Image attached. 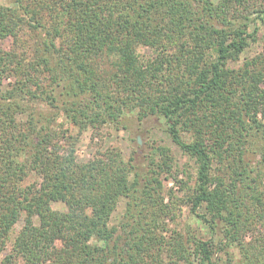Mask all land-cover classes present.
Segmentation results:
<instances>
[{"label":"trees","instance_id":"obj_1","mask_svg":"<svg viewBox=\"0 0 264 264\" xmlns=\"http://www.w3.org/2000/svg\"><path fill=\"white\" fill-rule=\"evenodd\" d=\"M11 3L0 5V264H264V40L241 61L264 0ZM127 113L162 119L193 174L164 145L146 169L115 146L77 159L80 132L102 139ZM182 206L208 238L175 223Z\"/></svg>","mask_w":264,"mask_h":264},{"label":"rangeland","instance_id":"obj_2","mask_svg":"<svg viewBox=\"0 0 264 264\" xmlns=\"http://www.w3.org/2000/svg\"><path fill=\"white\" fill-rule=\"evenodd\" d=\"M216 1V0H215ZM11 0H0V5H11ZM257 27L256 41L252 43L246 50L241 54V61L245 57H249L254 55L257 51L261 49L262 41L264 40V20H256L250 24V31ZM10 43V39L0 40V45L8 46ZM240 61V62H241ZM240 62H237L239 64ZM235 65V64H233ZM135 114V113H134ZM132 113H127L122 116V120L119 129H115L113 127H104L103 133L104 137L102 139H98V137H94L92 139L91 128H87L80 132L77 135V143H76V155L79 161L87 160L91 154L95 151L99 146L108 147L115 146L121 150V153L125 158H128L130 155L136 156V163L140 168H147V160L151 155L152 147L156 145H164L169 147L170 154L173 156L174 163L177 168L184 170L186 175H192L194 171V163L191 159H189L186 155H184L177 146L172 144L168 137L164 134V124L162 119H159L155 116L149 117L144 121L138 122L135 119V115ZM67 125L64 123L63 128ZM70 132L75 134L76 129H70ZM134 152V153H133ZM179 178L183 177L180 173L178 174ZM162 183L165 188H173L176 190V186L173 183L170 175L167 173H162ZM34 177H31L33 180ZM192 183V180H190ZM178 195H181L179 190H176ZM167 201V200H166ZM123 202H120L116 210L112 216V223L118 224L121 213L123 211ZM52 207L57 210L64 209V204L61 202H53ZM189 208L186 206H182L181 215L177 217L175 223L178 225H183L185 223H189L191 227L195 229V231L203 238H208L210 236L209 231L205 223L201 222L195 216H191L189 213ZM170 227L175 226L173 220H168ZM22 225V221H19L15 224V231H17Z\"/></svg>","mask_w":264,"mask_h":264}]
</instances>
